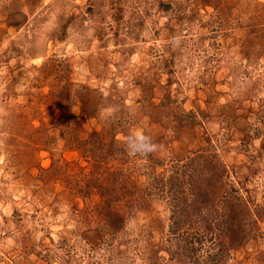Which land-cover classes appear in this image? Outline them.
Returning a JSON list of instances; mask_svg holds the SVG:
<instances>
[{
    "label": "rangeland",
    "instance_id": "obj_1",
    "mask_svg": "<svg viewBox=\"0 0 264 264\" xmlns=\"http://www.w3.org/2000/svg\"><path fill=\"white\" fill-rule=\"evenodd\" d=\"M0 264H264V0H0Z\"/></svg>",
    "mask_w": 264,
    "mask_h": 264
},
{
    "label": "clouds",
    "instance_id": "obj_2",
    "mask_svg": "<svg viewBox=\"0 0 264 264\" xmlns=\"http://www.w3.org/2000/svg\"><path fill=\"white\" fill-rule=\"evenodd\" d=\"M124 145L130 157L146 156L156 152L159 145L154 143L150 136L146 135L141 129H133L124 138Z\"/></svg>",
    "mask_w": 264,
    "mask_h": 264
},
{
    "label": "trees",
    "instance_id": "obj_3",
    "mask_svg": "<svg viewBox=\"0 0 264 264\" xmlns=\"http://www.w3.org/2000/svg\"><path fill=\"white\" fill-rule=\"evenodd\" d=\"M164 9H168V6H166ZM102 136H100V134L98 132H93L91 135H90V139L87 140L85 142V144H91V142L94 140V139H101ZM98 143H100V141H98ZM101 146L103 144H100ZM103 148V147H102ZM90 150V149H89ZM91 152V150H90ZM103 214H106L107 217L109 218H112L114 219L115 221L113 222L114 223V227L115 229H119L122 227V224H123V217H121L115 210L114 208H112L110 202H104V207L102 208V211L100 209V213ZM117 221V222H116ZM233 222V220H230V223ZM224 223H227L226 221H224ZM230 230L231 232V235H235L234 234V230L233 229H228Z\"/></svg>",
    "mask_w": 264,
    "mask_h": 264
}]
</instances>
